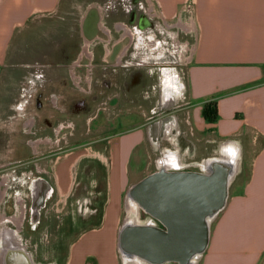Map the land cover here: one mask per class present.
Masks as SVG:
<instances>
[{
    "label": "crops",
    "instance_id": "0c3cea01",
    "mask_svg": "<svg viewBox=\"0 0 264 264\" xmlns=\"http://www.w3.org/2000/svg\"><path fill=\"white\" fill-rule=\"evenodd\" d=\"M62 1L0 0V80L4 68L9 65L19 63L22 64L23 68L27 67L29 69L33 61L19 62L18 60L15 62L10 51L11 47L19 39V34L28 32L26 30L32 22L37 19L52 18L57 14ZM142 1V9H144L142 12L155 24L156 28L168 33L170 31H176L178 34L187 33V31L188 33H194V47L187 62L184 90L182 91V97L188 95V102L185 103L189 105L185 109L186 124L181 120L178 113L179 95L176 86L175 92L178 96L173 105L166 108L160 106L164 113H168L161 120L149 123L148 119L145 128H135L126 132L123 136L116 135L113 137L108 144V156L105 157V160L101 155H95L100 154V151L93 154V158L98 159L104 166L108 167L107 199L104 204L92 202V208L99 211L82 219V225L84 226L79 229L77 238L70 245L65 264H94V262L100 264L93 257L94 254L91 253L85 255L84 258L80 254L75 260L76 249L79 248L84 239L100 231L103 224L110 217L113 218V215H110L113 213V209L116 213L113 225L115 226L114 247L118 262L121 264L117 241L119 230L126 219L122 220V211L126 207L124 198L129 185L131 186L132 182L136 181L135 183H137L157 171L160 164L159 160L164 158L167 150L177 154L179 159L184 161V166L187 167L186 170L203 171L200 165L209 158L216 159L219 157L222 145L229 142H236L241 148L238 176L243 174L244 171L241 164L245 165V162L242 160L246 159L251 151L255 154L250 163L248 176L246 178L242 177V181H237L234 189L230 190L227 206L220 213L215 222L216 224L211 230L210 244L203 255V264H260L264 257V0ZM190 1H193L191 16L183 12L185 5ZM91 3L80 26L84 43L86 44L85 37H87V42H90L89 47L92 49V58L85 55L83 50L81 54H77L72 61L73 63L71 62L72 65L68 68L64 67L63 63L59 64V68H67L66 71L60 74L62 80H64L63 86H67V80H70L75 90L78 89L81 82L78 71L82 68L85 59L90 60L87 67L91 65L92 68L94 67L93 69L98 68L97 58L100 59L99 64L111 66L124 63L134 67L143 63V61L135 63L132 61V50L137 48L138 44L137 41L134 42V36L131 37V30L135 29L129 26V11L124 12L125 18L123 20L114 21L110 26L106 22V9L104 7L102 9V5L98 1ZM94 10L99 17L96 23L99 33L92 34L91 29L86 28V23L90 13ZM180 24L185 28L181 27ZM105 27L109 29L110 33H113V36L118 34V38L114 37L112 39L110 33L105 32ZM125 27L130 30H126ZM135 32L137 33L136 30ZM156 41H158L159 46V40ZM178 43H181V41L178 40ZM145 44L144 46L152 56L157 57L160 55L157 47L155 49L151 48L153 45H157L155 42L148 39ZM181 44H178L177 47L174 44L172 45L175 47L174 54L180 53L182 50L179 49ZM86 52L88 53L87 49ZM128 54H130V58L126 59ZM140 60H142V57H140ZM33 69L37 72V75L33 77L29 71L23 79L28 84L26 87L32 88L35 84V78H44L41 88H38L39 92L42 93L41 91H46V88H44L45 82L47 83L46 75L44 72H38L36 66ZM177 77L175 83L178 85ZM26 90V88H22V91ZM47 95H49V107L59 108L61 106L62 97L57 91L51 90ZM208 102L217 104L219 115L215 122L206 121L202 115L203 107ZM31 103L26 100L21 101L16 106V112L31 111V105L32 107L35 106L33 102ZM35 116L37 115L35 114ZM35 116H29L30 119L25 122L26 128L30 129L29 133L35 121ZM45 117H48V115ZM168 118L172 119L174 130L168 133L159 132L158 137L152 139L150 128L159 121L169 120ZM144 140H146L153 153H156V156L152 167L151 165H145V168L136 171L138 164H135L132 160L133 152L142 145ZM217 141H220L221 144H218L217 156L215 154L212 157V146L218 143ZM35 142H38V144L36 148L31 147L32 156H34L31 159H37L39 153H41L39 152V146L43 143L41 140L36 139ZM257 145H260L258 149H256ZM101 154L103 155V153ZM88 157L90 156L88 155ZM83 158L85 157H78L74 161L66 154L54 159V183L59 198L56 202V213L62 212L63 207L60 209L62 201L64 208L69 207L68 201L74 194L73 168L77 167L76 164H79ZM27 161L24 160L23 162ZM117 162L119 165L118 184L116 175L114 182L112 176ZM17 164H20V162ZM132 164L136 165L135 171L131 170ZM34 168L35 173L42 170L38 165ZM150 169L152 171L147 173V170ZM32 174L27 170H20L18 173L20 177ZM64 178H67V181H64ZM4 184L2 180L0 183V191L2 190L0 193V209L4 204L5 191L2 189ZM114 185L118 186L115 193L119 196L117 200L113 198ZM89 189L90 191L83 190V194L77 196L73 202L71 201L70 216H76L75 213L80 199L92 194V187ZM33 208L34 206L29 207L26 201L19 197L16 205L14 204L12 215H0V264H6V261H8L7 255L5 259L6 253L4 254L2 245V236L6 232H10L20 240L22 246H25L24 249L30 254L32 263L46 264L44 261L36 260L35 251L28 242V239L33 240L35 235L40 233L38 228L32 226L29 219L30 210L33 211ZM140 214V217L144 220L149 218L142 210ZM39 220L41 221V218ZM61 226H64V223L61 222ZM90 243H93V238H91ZM89 245L91 244L83 245L79 249H87ZM21 256L23 255L17 252L15 256L11 255L10 257L16 264H20L22 262Z\"/></svg>",
    "mask_w": 264,
    "mask_h": 264
},
{
    "label": "rangeland",
    "instance_id": "374dc122",
    "mask_svg": "<svg viewBox=\"0 0 264 264\" xmlns=\"http://www.w3.org/2000/svg\"><path fill=\"white\" fill-rule=\"evenodd\" d=\"M97 1L101 3L102 9L103 7L104 9H106V22L110 26L114 21L123 20L125 18L124 12L128 11V0H63L61 8L57 12V14H55L52 18H42L32 22L26 30L28 32L19 34V39L16 40V42H14L13 46L11 47L10 51L13 54L15 62H17L18 60L19 62L28 60L33 61V63L29 66V69H27V67L25 66L24 67L26 69L23 68L22 64L20 65L19 63L12 64L11 66L9 65L7 68H4V71L1 75L0 183L2 182V180L5 183L4 185H2V189L5 191V195L4 204L0 209V215H12L14 211V204L16 205L18 198L22 197L25 201L27 199V188L29 180L35 176H39V174H35L34 169H32L34 171V174L20 177V175H18L19 169H21L22 171H29V169L34 168L38 165L42 168L41 172L47 173L46 176L50 175L51 178L53 177L52 179H50V181L54 183L55 180L53 174V166L55 158L68 154L69 158H73V160L75 161V159L78 157H85L81 162L82 168L79 172V179H81L82 182L80 183L82 185L84 183H92L91 180L94 178L96 179L97 175H95L94 171H92L88 167L92 166V164L93 166H96L98 163H101L98 159L93 158V154L95 153L94 151H100L105 157L108 156V151H105V148H93V146L96 145L94 144V141L104 138L106 139L110 136V139H107L98 144H104L108 146L107 141L111 140L116 135L123 136L126 134V132H129L130 130H133L135 128L143 129L145 128V125L148 124V119L149 123H153L167 115L168 113H164V111H162V109L160 108L161 93L163 91V88L167 84L175 82L177 76L178 85L176 84V86L178 88L177 93L179 95L177 106L180 107H178V113L181 120L186 124L187 116L185 114V109L189 107V105L185 103L188 102V95L182 97V91L184 90V76L187 68V62L194 47L195 37L194 33H188V31L187 33L183 32L181 34L176 33V31H170L169 33L162 32L158 33L157 35H154L153 33L145 34L142 40L137 41V38H141L140 32L138 33V35H136L137 33L135 32V30H131V37L134 36L133 40L134 42L137 41L138 44V47L135 49L133 48L132 50V61L134 63L143 61V63L135 65L132 70L133 72L138 71L134 75L139 76V74L143 73L146 79V82L141 86L142 88L138 94V90H131L132 92H127V96H125L123 93L120 94L121 91H115L116 96H113L111 93L104 94L102 90H99V92L97 89L96 93H100V99L98 102H93L90 95L82 94L79 91L81 89L94 91V89L98 88V86L96 85L97 79H109L111 77H117L121 76V74H124V71H121L120 73L119 69H115L116 72H113L114 76L112 75V73L105 74V71L103 69L107 68L108 66L106 64H99L100 59L98 58L96 60L97 63L99 62L97 64L98 68L95 69V76H93L94 81L92 86L91 84H88L93 80L92 75H87V73H89L91 69V65L90 67H87L88 64H90V60L88 59H85L82 68H80L78 71L81 81L78 89H74V86L72 85L73 83L70 80H67V86H63L64 80H62L60 74L63 73V71H66L65 69H67L68 66L72 65V61L76 58L77 54H81V52L84 50V54L89 58H92V49L89 47L90 42H87V37H85L86 44L84 43V39L81 35L80 25L86 16L88 7L92 4L91 2ZM144 7H146V5H144ZM139 9L140 11L144 10L142 9V5H139ZM135 14L136 12L132 14L133 20ZM98 18L99 17L97 15V12L94 10L90 13V16L87 20L86 28L91 29L92 34L99 33L96 26ZM180 25L181 27H183L182 24ZM125 28L126 30H130L127 27ZM149 29L150 28L144 30ZM104 30L107 34L110 33L107 27H105ZM109 35L112 39H114V37L118 38V34H114L113 36V33H110ZM147 37H149V40L157 44L153 45L151 47L152 49H155V47H160L158 46V41L156 42V40L162 41L164 39L166 41V43L163 44L164 46H162L160 49H157L160 54L159 56H152L151 53L148 52L146 46H144L146 45L145 41L148 40ZM177 39L181 41L182 44L178 43ZM173 44L175 45V47H177L178 44H181L182 48L180 47L179 49L182 50L179 54L173 53L175 49V47L172 46ZM86 49L88 50V53L86 52ZM140 57H142V60H140ZM60 63H63L64 67L67 68H59ZM34 66H36L38 72H44V74L46 75L45 79L47 78V83L45 82L44 84V88H46V91L43 90L41 91L42 93L39 92L38 88H41L44 78H35V84L32 88L26 87L28 84L26 80L23 79L24 77H26L25 75L29 73V71L33 77L37 75V72L33 69ZM135 67H137L136 70H134ZM108 71L112 72L111 69H109ZM115 79L119 80V78ZM23 87L27 90L22 91ZM130 87H132V85H130ZM51 90L57 91L62 97L60 102L61 106L59 108L63 111H65L66 109L65 105L67 104V101H75L78 98L86 97L89 104V113L83 114L80 118H73L71 116L69 117V114L67 113H56L55 117H53L55 126L61 124V122H74V129H76L75 127H77L78 129H76V131L65 130L64 133L62 132L58 136H54L49 132L48 134H50V136L39 137V135L41 136L46 134L43 127L40 126V123L41 120L49 114L47 110L52 107H49V95H47ZM32 92H34V94H32ZM38 94L43 95L42 101L44 100V109L42 110V112L39 113L36 110V107H32V105L30 108L31 111H22L19 113L16 112V106L23 100H26L29 103L33 102L34 104H36L37 97H39ZM32 95L33 98L31 99ZM110 98H114V100L109 101ZM100 109L102 110L100 111ZM54 110H56V107ZM34 113L37 115V117ZM29 116H35L39 121V123H37V127L39 130L38 135H32L31 133H29L30 129L26 128L27 126L25 122L30 119ZM93 118H95V120L90 122V120H92ZM88 122L92 124L90 125V123ZM72 134H75L76 136H71ZM35 138H39L38 140H41L43 144L39 146V152L41 153H39L38 158L36 157L37 159H31L32 157H34L32 156L31 147L34 146L32 143L35 142ZM217 142L218 143L213 144L212 146V156L215 154L217 156L218 144H221L220 141ZM259 147L260 145H257L256 149H258ZM101 153L95 155L103 156ZM254 154L255 152L252 153L251 151L248 154L247 158L243 159V162H245V165L242 164V167L244 169L243 174H241L240 176H236V179L231 184L232 186L230 187V190L234 189L237 181H242V177L246 178L248 176L250 163L252 162ZM88 155L91 158L88 157ZM155 156L156 153H153V151L147 145L146 140H144L142 145L137 147V149H135V151L133 152L132 160L135 162V164H138V168L136 169V165L132 164L131 170L135 171L136 169L137 171L139 169L145 168L147 165H151L152 167ZM24 160L28 161L23 162ZM90 161H92V164L89 163ZM18 162H20V164H17ZM86 164H88L89 166L86 167ZM76 166H78V163L76 164ZM106 168L108 170V167ZM75 169L76 167L73 168L72 172L73 181L76 178ZM118 170L119 165L117 162L116 167L112 172L113 182L116 175L117 184L119 180L117 175ZM151 171L152 169L147 170V173H150ZM107 177V173L106 175L104 174V176L103 174L98 175V182L104 186V199L101 204H104L107 199ZM133 180L135 179L133 178ZM64 181H67V178H64ZM135 182H132L131 185L135 184ZM117 188L118 186L114 185L113 198H116V200L119 199V196L115 194ZM84 189L85 188H83V190ZM83 190L81 189L80 193H82ZM1 192L2 190L0 191V193ZM125 196L127 197V192L125 193ZM126 197L124 198V200H126ZM58 199V194L56 192L53 203L51 202L48 205V208L43 213L42 225L44 229L40 230L41 233H37L33 240L28 239V242L30 243L33 251H35L36 259L39 257L41 261L49 259L51 262H54L55 259L61 258V261L63 262V264H65L69 247L77 238L79 229L84 225H82V215L78 216L77 213H75V217L69 216L71 207L64 208L63 201L60 206V209H62L63 207L62 212L56 213L55 209L57 208L56 202L58 201ZM69 203H71V201L68 202V205ZM115 214L116 213L113 209V213L110 214L111 216L113 215V218L110 217L109 220L103 224V227L100 231L92 234L90 237H87L80 243L79 248L83 245H91H89L87 249H76L75 260L80 254H82L84 258L85 255L91 253L94 254L93 257L96 258L97 262H99L100 264H119L117 252L114 247L115 226L113 225L116 217ZM125 214V210H123L122 220L125 219ZM145 217L147 218L148 216ZM61 222L64 223V226H61ZM214 224L216 223L214 222L212 224V229ZM91 238H93V243H90ZM203 261L204 259L201 260L200 264H203ZM91 262L93 263L92 260ZM94 264L97 263L94 262ZM260 264H264V257L261 260Z\"/></svg>",
    "mask_w": 264,
    "mask_h": 264
},
{
    "label": "water",
    "instance_id": "95a60500",
    "mask_svg": "<svg viewBox=\"0 0 264 264\" xmlns=\"http://www.w3.org/2000/svg\"><path fill=\"white\" fill-rule=\"evenodd\" d=\"M232 169L217 161L209 172L161 168L131 185L127 196L153 225L122 224L117 241L121 258L141 264H194L209 247V219L227 206Z\"/></svg>",
    "mask_w": 264,
    "mask_h": 264
},
{
    "label": "flooded vegetation",
    "instance_id": "af4514ba",
    "mask_svg": "<svg viewBox=\"0 0 264 264\" xmlns=\"http://www.w3.org/2000/svg\"><path fill=\"white\" fill-rule=\"evenodd\" d=\"M129 2H130V4H129ZM142 4H143L142 0H128V8L127 9L129 11L128 12L129 13L128 14L129 15V26H132L137 31V33L140 32V34L143 36L145 35V33L146 34H152L153 33L154 35H157L158 33L165 32V31H162V30L156 28L155 24L153 22H151L149 20V18H147V16L144 13H142V11H140L139 5H142ZM135 12H136V14H135L136 20H135V18L133 20L132 14ZM139 13H142V14H139ZM140 28H142L143 30ZM148 28H150V29L144 30V29H148ZM143 36H141V38H137V41L142 40ZM165 43H166V41L164 39L162 41L159 40V46L160 47L157 49H160L162 46H164L163 44H165ZM129 58H130V54H128L126 56V59H129ZM107 66H108L107 68L103 69L105 71L104 72L105 74L112 73V75L114 76L113 72H116L115 69H119L120 73H121V71H124V74L123 75L121 74V76H117V77H111L109 79H105V78L97 79L96 85L98 86V88L94 89V91H88L87 89L79 90L82 94L90 95L91 100L93 102H98L100 99V93L99 94L96 93L97 89H98V91L102 90L104 94L111 93L113 96H116L115 91H119V92L121 91L120 94L123 93L125 96H127V92H129L133 87L134 88L132 91L138 90L137 91V94H138L142 88L141 86L146 82V79H145V76L143 75V73L139 74V76L134 75L138 71L133 72V70L131 68L133 66H131V65H125L124 63H122V64L115 65V66H111V65H107ZM90 68H91L90 72L87 73V75H92V77H93V76H95V69H93L92 67H90ZM136 68L137 67H135L134 70H136ZM109 69H111L112 72L108 71ZM133 76H134V78H133ZM115 78H119V80H117ZM93 81H94V77H93L92 82H90L88 84H91V86H92ZM135 81H136V83H135ZM131 83L135 84L132 88L130 87V85H132ZM90 88H92V87H90ZM175 88H176L175 82L169 83L163 88V91L161 93V101H160L161 105L160 106L166 108L168 106L173 105L174 101L176 100V97L178 96V95H176L177 93L175 92ZM38 96L39 97H37L35 107H36V110L40 113L44 109V104L42 102L43 95L38 94ZM68 100H70V99H68ZM113 100H114V98L109 99V101H113ZM107 105H108V103H107ZM65 107H66L65 111H63L60 108H56V110H54L55 109L54 107H51L53 110L51 108L47 110V112H49L48 117H44L40 123V126L43 127L46 134L41 135V136L39 135V137L50 136V134H48L49 132L52 133L54 136H58L62 132L64 133L65 130L76 131V129H78L77 127H75L76 129H74V125H73L74 122H71V123L61 122V124L55 126V123L53 121V117H55L56 113H60V114L67 113V114H69V117L71 116L73 118H75V117L80 118L83 114L89 113L88 112L89 111V104H88L86 97L78 98L75 101H67V104L65 105ZM101 110L102 109H100V111ZM49 116H51V117H49ZM98 116H99V114H98ZM36 117H34L35 121L31 127V131H30V133L34 136L38 135V132H39L38 127H37V123H39V121ZM93 120H95V118L90 120V122ZM90 122H88V123H90ZM91 124L92 123H90V125ZM152 132L153 133H150V135L152 136V139H154V136H155V138H157L158 137L157 134H154V131H152ZM71 136L75 137L76 135L72 134ZM35 139L38 140L39 138H35ZM107 139H110V136L106 139L104 138V139H99L97 141H94V144H96V145L93 146V148L94 147L95 148L102 147L101 149L105 148V151L106 150L108 151L107 145H104V144L98 145L99 143H101ZM109 142H110V140L107 141V144H109ZM33 144H34V147L36 148V145L38 144V142H35ZM93 148H91V149H93ZM94 152L97 153L99 151H94ZM102 157L105 160V156H102ZM82 161H83V159L80 160L78 166L75 169L76 178L73 181V183H74V194L71 196L69 201L73 202V200L77 196L83 194V193H80L81 189L83 190V188H85L87 191H90L89 188L92 187V189H93L92 194L90 196L88 195L87 197H85L83 199H80V201L78 202L80 205L78 204L76 213L78 216L82 215V218H85L87 216V214L97 213L99 211L98 209L94 210L95 208H92V202H102L104 199V193H103V191H104L103 187L104 186L98 182L99 181L98 175L99 174L100 175L103 174V176H104V174L106 175L107 168L103 164L101 165V163L100 164L98 163L96 166H93L92 161H90L89 163L92 164V166H89L88 164H86V167L89 166L88 168H90L92 171H94V174L97 176H96V179L94 178L91 180L92 183H89V184L84 183L82 185L81 179H79V175H80L79 172L82 168V163H81ZM183 162L184 161H182V163ZM32 169H35V168H31V169H29V171L34 174L35 170L33 171ZM20 170L21 169H19V171ZM35 174H39V176H35V177L31 178L28 182V188H27L28 196L26 199V203L29 205V207L34 206V208H35V205H39V203H41V202H43L45 204L38 211L39 216H37V218H35L34 208H33V211L30 210V214H29V219L31 221L32 226L33 227L35 226L36 228H38V230H43L44 229V227L42 225L43 213L48 208V205L51 202L53 203L54 196L56 195V187H55V183H52L50 181V179H52L53 177L51 178L50 175L46 176L47 173L38 172ZM68 206L70 207V203ZM39 218H41V221L39 220ZM35 219L39 220V221L37 222V221H35ZM72 221H73V219H72ZM40 233H41V231H40ZM63 249H64V247H63ZM60 256H62V255H60ZM36 260L40 261V258L38 257ZM44 262L46 264H63V262L61 261V258L55 259L54 262L53 261L51 262L49 259H45Z\"/></svg>",
    "mask_w": 264,
    "mask_h": 264
},
{
    "label": "bare ground",
    "instance_id": "6f19581e",
    "mask_svg": "<svg viewBox=\"0 0 264 264\" xmlns=\"http://www.w3.org/2000/svg\"><path fill=\"white\" fill-rule=\"evenodd\" d=\"M157 42V41H156ZM152 45V44H151ZM136 83V81H135ZM132 85H135L134 83H132ZM176 101V100H175ZM176 116V115H175ZM165 119V118H164ZM169 119V118H168ZM161 120V119H160ZM172 119L169 120H162L157 122L151 129H150V133H153L152 131H154V134H159V132H172L174 130V123L173 121H171ZM179 128V127H178ZM181 128V127H180ZM153 134V135H154ZM167 136V135H165ZM155 138V136H154ZM226 142V141H225ZM223 144V143H222ZM157 145V144H156ZM175 151V150H174ZM240 156H241V148L240 145L237 144L236 142H229L227 144L222 145V150L220 152L219 157H217L216 159L214 158H209L206 161H202L200 163H202L200 166L203 169V171L209 172V168L210 166L214 163V162H225L228 165H230L233 169V175H232V183L234 182V180L236 179V176L239 173L240 170ZM213 157V156H212ZM243 158V156H242ZM182 159H179V157L177 156V154H174L172 151L167 150L164 154V158H161L159 160L160 164L159 167L157 165V167L159 169H185L187 168L186 166H184V164L182 163ZM243 161V160H242ZM242 163V162H241ZM157 164V163H156ZM242 165V164H241ZM156 167V168H157ZM157 168V169H158ZM243 168V167H242ZM126 197V196H125ZM44 203L41 202L39 203V205H35L34 208V214H35V218H37L38 214H39V208H41L40 206H42ZM80 205V204H79ZM125 221L126 224H134V225H153V221L150 220L149 218L144 220L142 217H140V207L138 206V204L133 201L130 197L127 196L126 198V202H125ZM124 205V206H125ZM81 208V207H80ZM86 208V207H85ZM83 209V208H82ZM95 210V209H94ZM79 211V210H78ZM89 215V214H87ZM220 215V214H219ZM219 215L217 216V218L215 220L213 219H209V225L211 227L212 230V224L214 222L217 221ZM87 217V216H86ZM13 220V219H12ZM35 221H37L35 219ZM214 221V222H213ZM10 231V230H9ZM18 231V230H17ZM14 233V232H13ZM22 233V232H20ZM2 245H3V250H4V254H5V259H6V255H7V260L6 264H16L14 262V260L11 259V255H16V253L18 252L21 256V263L20 264H34L31 261V257L30 254L24 249V247L22 246L20 240H18L15 236H13L10 232H6L3 236H2ZM29 248V247H27ZM118 248V247H117ZM119 252V251H118ZM1 253V252H0ZM204 256L198 255L197 257H195V259L193 260L194 264H200L201 260H203ZM121 259V258H120ZM122 264H131V263H137V264H141L142 261L138 260H131L128 259L126 257H123L122 259ZM134 261V262H133ZM1 262V261H0Z\"/></svg>",
    "mask_w": 264,
    "mask_h": 264
},
{
    "label": "trees",
    "instance_id": "16d2710c",
    "mask_svg": "<svg viewBox=\"0 0 264 264\" xmlns=\"http://www.w3.org/2000/svg\"><path fill=\"white\" fill-rule=\"evenodd\" d=\"M202 115L208 122H215L218 118V107L215 102H208L203 107Z\"/></svg>",
    "mask_w": 264,
    "mask_h": 264
},
{
    "label": "built area",
    "instance_id": "2783aa9c",
    "mask_svg": "<svg viewBox=\"0 0 264 264\" xmlns=\"http://www.w3.org/2000/svg\"><path fill=\"white\" fill-rule=\"evenodd\" d=\"M183 12L191 16L193 12V1H190L185 5Z\"/></svg>",
    "mask_w": 264,
    "mask_h": 264
}]
</instances>
